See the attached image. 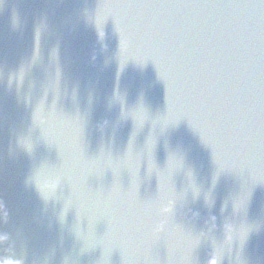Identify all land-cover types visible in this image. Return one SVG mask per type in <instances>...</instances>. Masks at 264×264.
<instances>
[{
    "label": "water",
    "instance_id": "obj_1",
    "mask_svg": "<svg viewBox=\"0 0 264 264\" xmlns=\"http://www.w3.org/2000/svg\"><path fill=\"white\" fill-rule=\"evenodd\" d=\"M0 264H264V0H0Z\"/></svg>",
    "mask_w": 264,
    "mask_h": 264
}]
</instances>
